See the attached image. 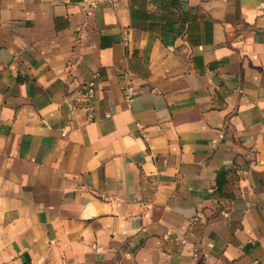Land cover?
<instances>
[{
	"label": "crops",
	"instance_id": "crops-1",
	"mask_svg": "<svg viewBox=\"0 0 264 264\" xmlns=\"http://www.w3.org/2000/svg\"><path fill=\"white\" fill-rule=\"evenodd\" d=\"M0 264H264V0H0Z\"/></svg>",
	"mask_w": 264,
	"mask_h": 264
},
{
	"label": "built area",
	"instance_id": "built-area-1",
	"mask_svg": "<svg viewBox=\"0 0 264 264\" xmlns=\"http://www.w3.org/2000/svg\"><path fill=\"white\" fill-rule=\"evenodd\" d=\"M86 2L90 7H98L100 5L110 3L111 0H86ZM130 76L131 75L129 73H125L123 75L124 98L129 105L133 103L135 97V89ZM96 101L97 91L95 83L91 82L86 84L78 94L77 102L79 103L80 108L88 113L91 120L94 119Z\"/></svg>",
	"mask_w": 264,
	"mask_h": 264
}]
</instances>
